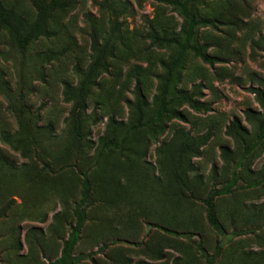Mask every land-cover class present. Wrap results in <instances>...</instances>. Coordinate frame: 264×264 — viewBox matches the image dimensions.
Listing matches in <instances>:
<instances>
[{
    "label": "rangeland",
    "instance_id": "374dc122",
    "mask_svg": "<svg viewBox=\"0 0 264 264\" xmlns=\"http://www.w3.org/2000/svg\"><path fill=\"white\" fill-rule=\"evenodd\" d=\"M68 1L48 21L50 36L25 50L0 30V264L61 255L83 171L92 191L77 264H208L199 241L212 264H264V182L246 186L264 179V140L242 158L264 123V0L191 5L217 20L199 26L193 44L221 62L189 50L168 98L190 95L194 105L173 103L136 129L156 117L178 52L153 35L183 37L184 17L162 0ZM2 3L27 24L37 19L31 0ZM94 39L112 47L109 70L75 117L65 91L92 64ZM109 141L123 148L105 149ZM234 172L240 181L215 201L223 238L207 221L205 199Z\"/></svg>",
    "mask_w": 264,
    "mask_h": 264
},
{
    "label": "trees",
    "instance_id": "16d2710c",
    "mask_svg": "<svg viewBox=\"0 0 264 264\" xmlns=\"http://www.w3.org/2000/svg\"><path fill=\"white\" fill-rule=\"evenodd\" d=\"M168 3L175 5L179 10L182 16L185 19L184 23V35L183 37H161L159 35H153V41L155 44L159 45H175L178 48L177 57L175 58L172 65L169 66V73L166 77L165 84L162 88L161 93V106L156 112V117L149 120L144 124H138L132 127L136 129L137 127L150 125L152 123L158 122L164 114L169 111V106L176 102H189L194 105L195 101L190 95H177L172 98H168L169 94V82L171 76L174 74L175 70L183 61L185 54L189 50H193L199 57L204 61L214 64L215 62H221V59L211 56L206 52V50L198 45L193 44L195 38V31L199 26L204 25H216V19H209L199 17L194 10H192L191 5L199 2H204L206 0H162ZM34 8L37 11V19L32 24H27L26 20L19 16L14 9L4 7L2 0H0V30L7 31L11 37L16 41L18 46L25 50L28 44L36 39L39 36H50L47 25L50 18L57 11H65L69 6L70 2L68 0H31ZM26 31V32H25ZM92 49L94 52V60L88 69L82 72V79L79 85L76 88L67 87L65 91V97L67 101H74L75 108L73 114L75 117H78V113L81 110L85 109L87 97L90 94L91 88L97 84L98 77L105 72H108L107 56L112 53V47L109 46V43L106 42L105 45L99 43L96 39L93 40ZM130 129L128 130V132ZM127 132V133H128ZM124 138H126V134ZM264 140V123L260 129V135L256 142L247 149L242 158H244L252 149L257 147ZM116 148L122 149L123 142H114L109 141L104 145V148ZM83 177L82 181V191L80 200L76 203L74 209L75 222L72 226V229L69 233L68 238L64 241L61 255L50 264H77L81 261L83 256L75 255L74 249L81 239L82 231L87 219V207L89 204L92 184L88 177V172H81ZM240 181V177L234 172L232 178L226 181L223 186H213L210 192L208 193L205 204H206V218L209 225L221 236L225 237L227 232L225 231L216 211L215 201L217 197L228 195L235 188L237 183ZM264 182V179L248 183L247 187H257ZM162 231L167 234H170L179 238H192L196 234L193 232H179L163 227H159ZM223 247L222 243H218L217 249L220 250ZM103 247L102 249H104ZM198 248L202 256L206 259L208 264H212V258L209 256L207 250L203 247L202 241L198 242ZM101 249V250H102Z\"/></svg>",
    "mask_w": 264,
    "mask_h": 264
}]
</instances>
